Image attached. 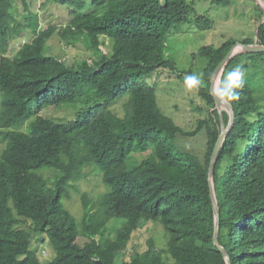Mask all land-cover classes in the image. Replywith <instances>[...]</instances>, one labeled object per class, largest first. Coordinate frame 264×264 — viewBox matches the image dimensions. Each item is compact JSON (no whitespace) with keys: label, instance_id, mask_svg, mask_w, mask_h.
<instances>
[{"label":"trees","instance_id":"trees-1","mask_svg":"<svg viewBox=\"0 0 264 264\" xmlns=\"http://www.w3.org/2000/svg\"><path fill=\"white\" fill-rule=\"evenodd\" d=\"M15 1L0 0V138L6 142L0 157V264H41L31 250L35 234L46 235L56 252L51 264H227L214 244L208 177L220 114L214 110L215 123L205 120L185 132L161 112L155 87L147 85L157 69L177 70L167 54L174 26L205 31L212 21L188 0H51L75 13L60 31L41 30L37 15L25 16L24 24L14 17ZM211 1L228 6L233 0ZM57 32L68 44L85 42L94 50L92 62L70 65L47 55ZM22 35L30 40L7 56ZM103 38L112 41L108 53ZM236 43L200 49L198 58L207 60L203 81L192 71L175 72L187 77L209 109L216 107L212 75ZM257 43L264 46V23ZM221 90L236 119L215 165L219 243L231 264H264V53L234 58ZM126 97L120 117L112 107ZM44 104L79 107L70 121L38 116L28 133L14 130ZM222 115L228 126L229 113ZM200 132L207 136L203 159L175 144L178 136ZM88 165L100 172L106 192L96 214L84 195L78 221L62 199ZM41 170L54 171V177L46 179ZM150 221L163 225L166 249L150 241L147 259L130 258L133 234ZM110 222L120 224L114 238Z\"/></svg>","mask_w":264,"mask_h":264},{"label":"rangeland","instance_id":"rangeland-1","mask_svg":"<svg viewBox=\"0 0 264 264\" xmlns=\"http://www.w3.org/2000/svg\"><path fill=\"white\" fill-rule=\"evenodd\" d=\"M92 1L94 0H87V2ZM188 1L193 3L197 14L205 16L212 21V28L201 31L196 25L192 24L174 26L170 31L171 33H169L167 54L169 59L176 65L177 70L159 68L147 80V85L155 87L157 103L161 112L172 118L185 132L191 133L197 129L202 121L208 120L215 123V119L211 116L214 110H217L219 114L228 112V110L226 107H223L221 112L216 107L209 109L206 102L185 81L187 77L179 78L175 72L192 71L196 79L203 81L207 60L198 58L201 48L209 45L218 47L229 39H234L240 43L248 42L250 39H253L254 42L257 41V30L264 23V0H233L228 6L215 5L211 0ZM88 9H91V7ZM74 11L73 8H68L51 0H25V3L22 0H16L11 12L23 24L26 22L25 16L37 15L41 30L55 26L60 31L69 24L74 15L73 13H75ZM29 40L30 35H22L15 38L10 43L6 55L13 56L20 45ZM103 41L105 45L101 46V48L104 53H108L112 41L108 38H103ZM46 54L72 65L83 60L92 62L94 50L88 48L83 41L68 44L57 32L49 41ZM262 93L264 95V90ZM126 103L127 97L115 104L112 107L113 111L118 116L124 117L126 114ZM31 104L35 108L36 102ZM262 104L264 107V99ZM78 107L70 105L56 107L44 104L42 109L36 110L34 116L28 119L21 127L14 130L28 133L30 123L38 116L56 121H70L75 118ZM215 128L220 133L219 137L223 133L225 135L228 133L224 121L223 125H216ZM175 144L186 149L185 151L187 152L197 154L203 159L207 147V136L204 132L190 137L178 136ZM5 149L6 142L0 138V157ZM39 173L46 179L48 178V180L54 177V171L51 170H41ZM82 174L83 176L80 180L71 183L69 196H65L62 199L64 207L78 221H81L84 215V195H87V201L91 205L90 214L91 212L96 214L100 211V197L106 192L102 175L93 165L86 166ZM30 224L31 222H28L27 225L22 224L20 227L28 228ZM109 224V238H114L120 224L113 222ZM150 241H153L157 249L161 250L167 247L168 239L165 229L158 221L148 222L144 228L133 234L127 252L130 254L129 257L131 258L134 255L135 257L147 259ZM31 250L38 255L41 264H51L56 257V252L44 234H35L33 236Z\"/></svg>","mask_w":264,"mask_h":264},{"label":"water","instance_id":"water-1","mask_svg":"<svg viewBox=\"0 0 264 264\" xmlns=\"http://www.w3.org/2000/svg\"><path fill=\"white\" fill-rule=\"evenodd\" d=\"M254 53H264V46L259 45L257 43V41H255V43L252 45H246V44H242L240 42H237L234 45V47L230 50L229 54L217 66V68L215 69V71L212 75L211 83H210V93L212 94V96L215 100L216 108L221 112L223 107H226V109L228 110L227 113H229V115H230V121H229V124L227 126V132H229L231 130V128L233 127L235 119H236V115H235V112L233 110L232 105L227 101V99L225 98V96L221 90V82H222L223 73H224L227 65L234 58H236L240 55L254 54ZM218 83H219V88H220V91L223 95V98H221L217 94ZM220 115H221V125H223L222 113ZM225 136H226L225 133H223V135L221 137H219V140L216 144V147L214 149V152L212 154L211 161H210L208 177H209V184H210L211 201H212L213 211H214V215H215L214 244L218 248L219 252L223 255L226 263L231 264V261H230V258H229L227 251L219 243L220 210L218 207V201H217L215 186H214L215 165H216V162L218 159L219 151H220L221 146L224 142Z\"/></svg>","mask_w":264,"mask_h":264},{"label":"bare ground","instance_id":"bare-ground-1","mask_svg":"<svg viewBox=\"0 0 264 264\" xmlns=\"http://www.w3.org/2000/svg\"><path fill=\"white\" fill-rule=\"evenodd\" d=\"M217 94H218L221 98H223V95H222V93H221V91H220V88H219V83H218V85H217Z\"/></svg>","mask_w":264,"mask_h":264}]
</instances>
